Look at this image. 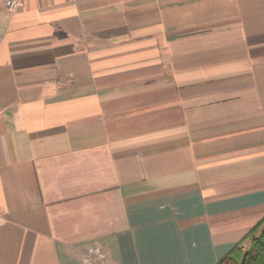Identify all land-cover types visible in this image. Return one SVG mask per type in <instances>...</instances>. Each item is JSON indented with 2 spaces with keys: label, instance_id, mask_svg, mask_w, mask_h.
Here are the masks:
<instances>
[{
  "label": "crops",
  "instance_id": "0c3cea01",
  "mask_svg": "<svg viewBox=\"0 0 264 264\" xmlns=\"http://www.w3.org/2000/svg\"><path fill=\"white\" fill-rule=\"evenodd\" d=\"M14 1L0 264H217L264 217V0Z\"/></svg>",
  "mask_w": 264,
  "mask_h": 264
},
{
  "label": "trees",
  "instance_id": "16d2710c",
  "mask_svg": "<svg viewBox=\"0 0 264 264\" xmlns=\"http://www.w3.org/2000/svg\"><path fill=\"white\" fill-rule=\"evenodd\" d=\"M246 240L250 247L244 251ZM217 264H264V217Z\"/></svg>",
  "mask_w": 264,
  "mask_h": 264
},
{
  "label": "built area",
  "instance_id": "2783aa9c",
  "mask_svg": "<svg viewBox=\"0 0 264 264\" xmlns=\"http://www.w3.org/2000/svg\"><path fill=\"white\" fill-rule=\"evenodd\" d=\"M4 6L8 12H13L15 11L17 4L14 0H4Z\"/></svg>",
  "mask_w": 264,
  "mask_h": 264
}]
</instances>
